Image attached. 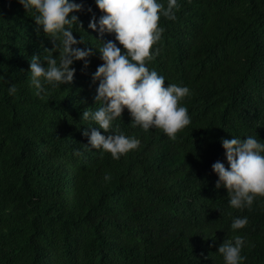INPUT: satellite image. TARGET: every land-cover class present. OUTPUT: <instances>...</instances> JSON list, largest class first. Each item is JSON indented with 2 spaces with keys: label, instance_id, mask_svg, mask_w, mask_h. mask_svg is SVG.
Wrapping results in <instances>:
<instances>
[{
  "label": "trees",
  "instance_id": "16d2710c",
  "mask_svg": "<svg viewBox=\"0 0 264 264\" xmlns=\"http://www.w3.org/2000/svg\"><path fill=\"white\" fill-rule=\"evenodd\" d=\"M84 5L74 10L84 28L73 30L86 39L79 46L94 48L91 64L75 61L73 81L38 93L31 57L53 42L20 0H0V264H224L219 245L245 215L241 264H264V196L233 208L212 168L230 166L222 138L264 141V0H179L175 19L161 16L159 53L147 63L166 84L190 86L181 103L191 123L173 140L134 126L126 107L113 129L100 128L140 138L118 160L83 133L100 127L81 120L101 104L97 47L115 39L89 27L102 14L96 0Z\"/></svg>",
  "mask_w": 264,
  "mask_h": 264
},
{
  "label": "clouds",
  "instance_id": "9594fccd",
  "mask_svg": "<svg viewBox=\"0 0 264 264\" xmlns=\"http://www.w3.org/2000/svg\"><path fill=\"white\" fill-rule=\"evenodd\" d=\"M37 22V32H43L53 42L42 53L34 54L30 63V82L38 93L47 92L46 85L58 87L74 80L77 69L75 61L83 60L84 68L91 64L93 47H81L85 43L84 35H74L73 26L79 22L77 11L83 10L84 0H20ZM102 10L97 17L93 14L89 27L96 29L101 37L104 33H115V39H101L97 48L103 63L92 73L94 81H99L95 100L101 104L95 109L85 108L81 120L93 121L100 127L84 128L89 137L88 143L93 148L110 152L114 159L136 149L141 140L136 135L120 131L105 134L100 130L113 129V121L122 116L125 108L129 110L134 126L144 130L153 127L163 131L173 140L180 130L191 123V116L186 104L181 101L190 94L187 84L165 83L166 77L147 61L159 53L153 45L161 40L165 28L161 26V16L176 18L175 9L179 0H96ZM89 11L94 10L89 6ZM71 14V15H70ZM84 28V27H83ZM119 41V43L117 42ZM123 45V49L121 47ZM59 51V55L54 53ZM83 70V68L81 69ZM9 94L17 92V85L10 84ZM92 125V124H89ZM226 149L227 161L217 160L212 168L218 174L216 187L226 186L230 196L229 204L236 209H251L258 196H264V141L255 135L244 138H222ZM74 153L79 155L80 148ZM105 179H111V173H105ZM249 221L248 216H235L231 223L234 235L219 245L224 264H241L245 259L242 250L246 236L237 230Z\"/></svg>",
  "mask_w": 264,
  "mask_h": 264
}]
</instances>
